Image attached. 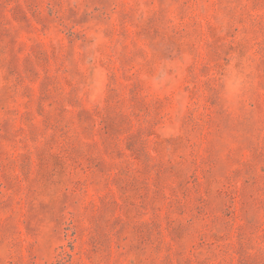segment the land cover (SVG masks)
<instances>
[{
    "label": "rangeland",
    "instance_id": "obj_1",
    "mask_svg": "<svg viewBox=\"0 0 264 264\" xmlns=\"http://www.w3.org/2000/svg\"><path fill=\"white\" fill-rule=\"evenodd\" d=\"M0 264H264V0H0Z\"/></svg>",
    "mask_w": 264,
    "mask_h": 264
}]
</instances>
